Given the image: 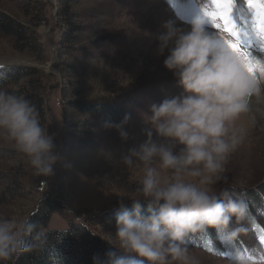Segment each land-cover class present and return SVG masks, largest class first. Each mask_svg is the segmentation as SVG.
I'll return each mask as SVG.
<instances>
[{
  "label": "rangeland",
  "instance_id": "rangeland-1",
  "mask_svg": "<svg viewBox=\"0 0 264 264\" xmlns=\"http://www.w3.org/2000/svg\"><path fill=\"white\" fill-rule=\"evenodd\" d=\"M204 9L212 10L211 0H0V12L25 27L24 36L0 31V87L33 104L39 100L41 124L54 137L60 157L51 176H37L23 153L0 141V217L23 220L41 200L54 198L63 208L51 214L47 229L66 230L72 221L97 235L106 251L120 250L113 217L118 201L131 207L130 198L142 199L137 192L142 168L126 167L121 155L143 141L142 114L183 92L164 66L168 51L157 54V37L166 31V22L190 30ZM241 10L248 14L244 0H236L237 19ZM205 21L206 32L217 42V33L231 39ZM258 43L253 41L248 50L264 61ZM259 79L264 82V76ZM73 100L117 101L130 117L124 125L130 138L122 141L115 127L105 126L124 119L94 118L73 108ZM238 123L247 134L212 187L217 194L227 191L243 199L248 214L240 224L233 219L232 227L243 228L231 239L234 245L224 244L213 229L185 240L199 264H264V117ZM161 178L169 173L162 171Z\"/></svg>",
  "mask_w": 264,
  "mask_h": 264
},
{
  "label": "clouds",
  "instance_id": "clouds-1",
  "mask_svg": "<svg viewBox=\"0 0 264 264\" xmlns=\"http://www.w3.org/2000/svg\"><path fill=\"white\" fill-rule=\"evenodd\" d=\"M205 22V16L194 18L190 30L166 22V31L157 37V54L168 51L164 66L183 92L152 104L150 114H142L143 141L121 155L126 167L142 168L137 188L142 199L130 198L131 209L123 199L118 201L115 235L120 250L93 255V264H199L185 246L187 238L213 229L231 240L243 231L232 224L233 219L237 224L246 219L247 203L227 191L217 194L212 186L221 180L231 154L247 134L238 122L264 117V82L253 80L220 35L216 34L217 42L206 32ZM129 118L105 126L115 127L127 141L124 125ZM0 141L23 153L37 176H51L60 160L36 106L2 87ZM100 154L112 159L105 149ZM162 171L169 178L162 179ZM46 243V233L30 218L0 217V264H14L21 254Z\"/></svg>",
  "mask_w": 264,
  "mask_h": 264
},
{
  "label": "trees",
  "instance_id": "trees-1",
  "mask_svg": "<svg viewBox=\"0 0 264 264\" xmlns=\"http://www.w3.org/2000/svg\"><path fill=\"white\" fill-rule=\"evenodd\" d=\"M0 31L14 36H24L25 27L7 14L0 12ZM15 46L21 48L18 42ZM10 69L16 72L19 70L14 67ZM71 104L73 108L92 114L93 117L102 118L105 122L112 119L122 120L127 114L126 109L117 101L90 103L83 100H73ZM34 105L39 111V100L35 101ZM142 206L145 210L147 209V205ZM62 208L63 205L59 201L50 197H46L38 203L28 218L38 224V230L46 233L47 243L41 249L21 254L18 259H15L14 264H93V255L103 256L106 250L101 240L82 224L70 221L66 230L47 229L51 214L61 212ZM128 208L131 209V207ZM119 211L120 209L117 213ZM117 213L113 216L114 218H116ZM27 239L31 242V237ZM231 244L234 245L232 241Z\"/></svg>",
  "mask_w": 264,
  "mask_h": 264
},
{
  "label": "snow or ice",
  "instance_id": "snow-or-ice-1",
  "mask_svg": "<svg viewBox=\"0 0 264 264\" xmlns=\"http://www.w3.org/2000/svg\"><path fill=\"white\" fill-rule=\"evenodd\" d=\"M211 4L212 10L204 9V16L219 33H226L231 37V39H223L224 42L240 57L253 80L259 82V78L264 76V61L253 56L248 48L253 41H260L261 50L264 51V0H244L248 14H243L241 10L238 13L239 22L234 16L236 0H211ZM246 41L248 47L244 46ZM219 239L226 245L231 244L230 239L222 237ZM261 243H264V237L261 238ZM207 250L211 252L213 248L209 247ZM220 254L227 255L224 252Z\"/></svg>",
  "mask_w": 264,
  "mask_h": 264
},
{
  "label": "bare ground",
  "instance_id": "bare-ground-1",
  "mask_svg": "<svg viewBox=\"0 0 264 264\" xmlns=\"http://www.w3.org/2000/svg\"><path fill=\"white\" fill-rule=\"evenodd\" d=\"M175 22V24H179V23H177L176 21H174ZM174 22H172V24L177 28V26L174 24ZM182 28L181 29H187V28H185L184 26H181ZM261 42L259 41V43H258V45L260 46V48H261ZM259 80H261V79H259Z\"/></svg>",
  "mask_w": 264,
  "mask_h": 264
}]
</instances>
